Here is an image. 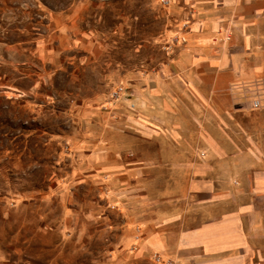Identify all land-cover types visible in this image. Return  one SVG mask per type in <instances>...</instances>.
<instances>
[{"label":"rangeland","instance_id":"374dc122","mask_svg":"<svg viewBox=\"0 0 264 264\" xmlns=\"http://www.w3.org/2000/svg\"><path fill=\"white\" fill-rule=\"evenodd\" d=\"M227 1L0 0V264H175L144 241L204 182L264 213V0Z\"/></svg>","mask_w":264,"mask_h":264},{"label":"crops","instance_id":"0c3cea01","mask_svg":"<svg viewBox=\"0 0 264 264\" xmlns=\"http://www.w3.org/2000/svg\"><path fill=\"white\" fill-rule=\"evenodd\" d=\"M226 5L233 12L240 8L239 0H228ZM229 80L227 75L218 77L216 86ZM251 185L249 196L254 200L264 198V172L256 173ZM198 193L205 197L194 225L183 227L184 216H178L176 231L149 234L144 248L169 257L175 264H247V257L257 254L258 233L264 231L263 211L256 205L243 208L235 196L225 191L213 192L209 183H201Z\"/></svg>","mask_w":264,"mask_h":264},{"label":"bare ground","instance_id":"6f19581e","mask_svg":"<svg viewBox=\"0 0 264 264\" xmlns=\"http://www.w3.org/2000/svg\"><path fill=\"white\" fill-rule=\"evenodd\" d=\"M173 3V2H172Z\"/></svg>","mask_w":264,"mask_h":264}]
</instances>
